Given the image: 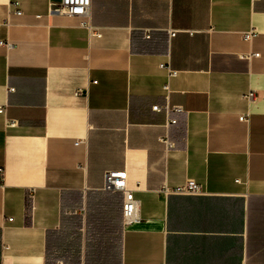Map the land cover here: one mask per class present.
<instances>
[{
	"label": "crops",
	"instance_id": "obj_1",
	"mask_svg": "<svg viewBox=\"0 0 264 264\" xmlns=\"http://www.w3.org/2000/svg\"><path fill=\"white\" fill-rule=\"evenodd\" d=\"M54 1L0 0V264H264V0Z\"/></svg>",
	"mask_w": 264,
	"mask_h": 264
},
{
	"label": "built area",
	"instance_id": "obj_2",
	"mask_svg": "<svg viewBox=\"0 0 264 264\" xmlns=\"http://www.w3.org/2000/svg\"><path fill=\"white\" fill-rule=\"evenodd\" d=\"M15 6H18V2L14 3ZM92 0H58L51 3L50 11L54 13H60V14H66L69 16H75L82 18L81 25L88 28L91 36H101V33L99 30L94 27V25H91L90 16H91V7H92ZM17 14H21L22 11L20 9H17ZM175 32L171 31V36H174ZM254 35V31H248L244 34L245 39H250ZM2 44L6 45L7 47L11 48L13 47V43L9 41H2ZM254 56H257L258 54H253ZM252 55H247L246 57L250 58ZM161 68H164L166 71H168V78L171 79L172 77H175L178 74V71L173 69L169 62L161 63ZM164 91L166 94H169L171 91L170 82L167 81L164 86ZM250 97H253V93L249 94ZM155 110H161L162 107H159L158 105L153 107ZM165 109L167 111L175 110V111H182L181 106H175V107H169L166 106ZM5 112V107L0 106V113ZM241 120H248V115H242L240 116ZM171 122H176L175 119L171 120ZM7 126H13L17 124V120L14 119H7L6 121ZM163 141L169 146H172L173 143L170 142L167 138H163ZM82 141L79 140L76 142V144H80ZM127 179V173L125 171L120 172H112L109 171L105 175V189L108 190H122L125 194V201L123 205V219L124 223L127 226L136 224L140 221V212H139V200L135 196L134 190L130 189L126 184ZM165 192H176V193H182V194H200L203 192L202 187L199 183H197L193 179H189L185 184L180 185L176 187L173 190H170L165 187Z\"/></svg>",
	"mask_w": 264,
	"mask_h": 264
}]
</instances>
